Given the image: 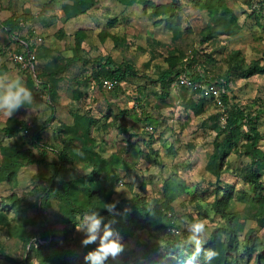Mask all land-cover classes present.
<instances>
[{
	"label": "rangeland",
	"instance_id": "rangeland-1",
	"mask_svg": "<svg viewBox=\"0 0 264 264\" xmlns=\"http://www.w3.org/2000/svg\"><path fill=\"white\" fill-rule=\"evenodd\" d=\"M88 1L93 5L85 14L68 18L75 0H0V75L21 77L34 97L31 105L21 107L10 119L0 115V164L9 162L13 155L23 161L24 152L33 154L32 163L24 160L25 166L12 181L0 183V264H43L35 246L42 223L40 197L44 183L57 171L63 151L87 156L85 150L91 149L113 166L118 181H112L108 171L102 169L110 183L112 202L130 200L138 194L158 203L168 199L173 206L176 227L171 232L130 233L129 240L120 239L122 253L115 259L109 257L106 264L142 262L151 249L161 250L170 240L183 243L189 234L184 222L194 217L207 221L206 241L224 224L213 209L217 183L206 166L215 147V128L225 120L210 102H204V111L197 115L190 104H201L202 100L181 89L163 92L159 78L179 68L190 75L206 70L209 76L223 77L236 52H240L245 66L253 62L263 65L264 0H219L236 18V32L211 40L206 39L209 27L229 29V19L219 13L212 17L194 0ZM17 17L26 23V27L14 31L19 38L33 29L44 40L36 71V76L46 74L42 79L21 70L10 58L20 48L4 23ZM79 31L84 35H78ZM107 57L116 66L131 64L139 76L114 90L106 89L92 75L97 71L95 64ZM60 70L63 72L56 75ZM45 82L56 84L54 99L42 87ZM229 85L233 102L250 117L258 116L256 127L264 134V75L245 78L234 74ZM81 117L94 121L89 136ZM15 122L24 123L23 130L28 128L29 133L20 130L10 138L1 132ZM47 122L42 142L36 146L35 132ZM246 142L242 137L233 148L222 175L223 184L234 188L233 211L241 227L240 253L247 236L264 242L257 205L237 199L239 194H251L242 179L251 163L242 150ZM261 146L264 148V141ZM115 161L119 162L116 168ZM92 169L76 155L59 179L79 183ZM262 182L264 186V171ZM77 193L79 201L88 200L83 188ZM91 198L96 205L101 195ZM45 215L54 241L62 248L83 255L88 247H98L99 241L82 245L86 233L77 231L82 216L66 223L71 215L56 201L47 207Z\"/></svg>",
	"mask_w": 264,
	"mask_h": 264
},
{
	"label": "trees",
	"instance_id": "trees-1",
	"mask_svg": "<svg viewBox=\"0 0 264 264\" xmlns=\"http://www.w3.org/2000/svg\"><path fill=\"white\" fill-rule=\"evenodd\" d=\"M198 2L202 9H206L208 13L213 17L219 13L223 18L229 19L230 28L224 30H214L209 27L206 39L211 40L221 34L233 35L236 31L234 24L236 18L233 16L231 10L228 8L224 1L217 0H194ZM93 5L92 1L88 0H75L72 11L67 12L68 18H75L81 14H85ZM22 18L17 17L15 19L7 20L4 23L5 28L9 34L15 39H19L14 31L21 29ZM84 33L78 32V35ZM82 37V36H81ZM81 37L77 40V47L81 45ZM39 48L35 50L38 57ZM240 52L233 54L229 61V67L223 77L212 76V80L217 81L218 84L221 80L230 84L231 77L234 74H241L245 78H249L254 75H264V64L259 62H253L252 64L245 66L241 63ZM38 58L36 64V71L38 70ZM97 71L93 72V79L103 85L105 80H117L119 88L120 85L127 81L129 78L137 77L138 72L131 64H125L124 66H116L110 57L99 60L96 64ZM67 67V66H66ZM65 71V70H64ZM182 68L175 71H166L161 74L159 80L162 85L163 92H170L172 85L176 77L184 72ZM206 71V70H205ZM204 72V74H206ZM63 72L57 71L56 75ZM46 74L41 73L36 78L42 79ZM208 75V74H206ZM33 76V75H31ZM209 76V75H208ZM208 76H201L200 73L194 72L191 77L195 81H201ZM32 83V81H31ZM45 91L49 93V98L54 99L56 96V84L41 83ZM181 91L187 92L193 97L202 100L201 104H190L192 110L197 115L204 111V102L212 101L200 98L196 92L187 88H179ZM114 90V89H113ZM224 109H220L219 115L222 116V112L226 114L223 118L225 123L215 128L217 132L215 147L212 155L210 156L206 170L208 173L216 178L217 188L214 191L215 201L213 209L217 215L224 219V224L217 228L212 238L206 242L205 248H213L218 253L217 257L211 261V264H264V242L258 239H252L251 236H247L244 242L243 252H239L240 240L239 233L241 227L239 225V217L233 211L234 205V188L224 185L222 182V175L226 170L225 161L231 154L233 148L237 145L242 137H245L246 143L242 146L243 154L251 161L249 166L242 174L243 181L249 186L251 194L243 193L237 195V199L242 202L253 203L257 205V222L261 227H264V186L262 182V171H264V148L261 146V142L264 141V134H262L256 127L255 118L246 114L245 110L238 104L233 102L230 95L223 96ZM216 106V105H214ZM217 107V106H216ZM84 120L86 125V131L88 136L93 126V120L91 118H79ZM93 121V122H92ZM47 122L44 126L38 128L34 135L33 144L36 146L42 142V134L45 132ZM25 124L22 122H15L14 126H7L1 130L5 135L12 138L18 134L21 130L24 131ZM90 140V137H89ZM87 150V151H86ZM87 156H82V153L74 151L73 154H68L63 151L59 154V163L57 171L54 175L44 183V192L40 197L39 212L42 218L40 228V238L35 244L37 246V252L41 255V263L43 264H88L84 260V256L95 249V247H88L83 255L75 254L74 252L62 248L57 242L54 241L53 233L50 227V223L45 215L47 207L52 201L59 203L63 210H66L71 215L70 218L65 219L66 223H71L74 218L79 215L83 216L85 211L89 209H97L99 215L103 217V223H111V227L114 232L119 234L121 240H129L130 233H138L141 231L155 232L159 230L171 232L174 226L173 218V206L167 199L163 202L149 201L140 195H135L130 200H121L120 202H112L110 200L111 189L102 169L108 171L112 181H118L119 178L113 171V166L107 162L101 160L91 149H86ZM16 154V153H15ZM76 155H80L81 159L85 160L87 167L93 169L85 177L79 179V183L64 181L59 179L60 173L63 171L65 165L69 162H73ZM33 154L28 151L23 153V161L14 159L16 156H12L9 162L0 164V183L10 182L16 176L18 170L25 166L24 160L28 161V164L32 163ZM11 158V157H9ZM101 162L100 167L98 163ZM115 168L118 166V161H115ZM85 190V195L88 197L87 201H79L77 192L79 190ZM95 194L101 195V199L96 205H93V197ZM104 204H115V210L109 213L104 207ZM2 220L0 219V224ZM29 244V240L27 241ZM182 242L179 240H170L163 249H154L150 251L141 262H135L133 264H187L188 257L183 255L182 252L186 251L189 255L192 252L191 246L184 249L181 248ZM31 250L34 251V245H31ZM30 250V251H31ZM30 257V252H29ZM175 258L176 260H174ZM21 264H27L22 262ZM106 264V261H105ZM192 264H205L203 254L196 257L192 261Z\"/></svg>",
	"mask_w": 264,
	"mask_h": 264
},
{
	"label": "clouds",
	"instance_id": "clouds-1",
	"mask_svg": "<svg viewBox=\"0 0 264 264\" xmlns=\"http://www.w3.org/2000/svg\"><path fill=\"white\" fill-rule=\"evenodd\" d=\"M33 100L32 91L25 85L21 77L0 75V115L10 119L21 107L31 105ZM103 208L112 213L115 210V204H104ZM111 223L104 224L103 217L99 215L97 209H89L83 214L80 224L77 225V231L86 233L81 242L82 245L87 246L99 241L98 247L84 256V260L88 264H105L109 257L115 259L122 253L124 245L120 242L119 234L112 229ZM184 223L187 225L189 234L181 248L184 249L188 246L192 248L190 255L186 251L182 252L188 257L187 264H192V261L201 254H203L205 264H211L218 253L213 248L204 247L207 242V221L194 217L191 221Z\"/></svg>",
	"mask_w": 264,
	"mask_h": 264
},
{
	"label": "built area",
	"instance_id": "built-area-1",
	"mask_svg": "<svg viewBox=\"0 0 264 264\" xmlns=\"http://www.w3.org/2000/svg\"><path fill=\"white\" fill-rule=\"evenodd\" d=\"M21 26L26 27V23L22 21ZM16 40L20 50L17 52H12L10 54V58L21 68V70L32 74L36 78L37 55L35 53V50L43 45V38L37 32H35V30L31 29V33H28L23 38H19ZM199 73L201 76H208L204 74L203 71H200ZM117 85V80H105L103 82V86L108 90L115 89ZM229 86L230 85L224 80H221V83L218 84L217 81L212 80V76H208L201 81H195L186 70L176 77L172 88L190 89L191 91L196 92V94L200 98L210 100L217 107L224 109L225 105L223 102V96L230 95ZM222 117H226V114L224 112H222ZM148 129L150 131L153 130L152 127H149ZM28 133L29 129L26 128L23 131V134Z\"/></svg>",
	"mask_w": 264,
	"mask_h": 264
}]
</instances>
